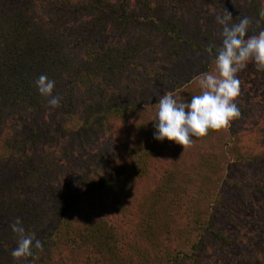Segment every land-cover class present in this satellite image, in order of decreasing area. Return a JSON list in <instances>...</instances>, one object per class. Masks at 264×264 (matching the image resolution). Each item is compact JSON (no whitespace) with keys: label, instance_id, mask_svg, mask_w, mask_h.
I'll use <instances>...</instances> for the list:
<instances>
[{"label":"trees","instance_id":"16d2710c","mask_svg":"<svg viewBox=\"0 0 264 264\" xmlns=\"http://www.w3.org/2000/svg\"><path fill=\"white\" fill-rule=\"evenodd\" d=\"M197 1L0 0V250L7 242L9 248L10 242L16 246L17 238L9 225L17 217L26 233L42 245L20 264H173L195 261L198 245L206 237L220 244L227 242L218 218L220 213L238 214L236 205L227 199L237 184L225 179L214 199H208L211 193L209 183H205L225 158L228 142L217 147L210 144L205 149L208 153L199 152L192 174L187 148L192 152L201 137L193 138L184 150L166 139L156 141L154 114L148 123L140 125L135 136L125 139L123 151L117 147L115 151L88 150L94 140L110 138L114 123L143 116L145 107H139L131 94L125 98L114 94L125 79L139 81L145 76L150 84L161 72L153 86L138 93L144 103L157 104L160 95L154 87H188L187 77L193 76V69H179V60L172 69L165 68L184 50L194 54L211 50L214 54L219 46L196 42L197 28L189 36H181V21L176 17L179 11L172 8L191 11L198 8ZM247 1L263 21L262 3ZM165 6L174 13L167 22L161 19ZM139 14L147 18L140 21ZM117 29L120 34L115 35ZM73 30L78 35L74 44L64 43ZM112 32L113 37H107ZM154 32L163 42L153 37ZM154 49L157 51L151 62H156V67L146 62ZM161 63H165L162 70ZM41 75L55 81L53 95L61 98L58 107H49L48 98L37 93L34 81ZM171 94L183 100L191 95L188 90L182 98L177 91ZM63 131L76 134L82 158L67 176L55 175L54 163L61 158L52 152L59 146ZM214 132L210 130L203 139ZM169 149L171 157L158 169L155 186L136 201L140 216L136 232L149 245L135 250L136 241L126 239L131 235L108 219L107 213L122 219L130 215L136 187ZM235 157L243 158L241 154ZM197 179L202 185L195 187L193 181ZM191 186L194 189L188 192ZM175 215L188 220L183 230L176 229V235L196 231L194 240L185 251L182 245L172 249L164 244L165 248L159 249L155 222ZM170 234L167 231L165 236Z\"/></svg>","mask_w":264,"mask_h":264},{"label":"rangeland","instance_id":"374dc122","mask_svg":"<svg viewBox=\"0 0 264 264\" xmlns=\"http://www.w3.org/2000/svg\"><path fill=\"white\" fill-rule=\"evenodd\" d=\"M105 1L115 2L116 0ZM259 1V3H262L261 9L264 10V0ZM197 2L199 5L198 8L192 7L191 11L185 8L181 9L180 6L178 8H172L174 12L179 11L176 12V17L181 21V36L187 37L190 35L193 28H197L199 32L197 36H194V39L198 43H216L217 46H220V27L217 25L215 18L218 14H223L225 11L232 14L233 23H238L239 19L245 16L250 18L251 23L249 25L248 35L257 34L261 29H264V20L262 21L259 18V12L256 14L254 13L256 10L247 0H198ZM165 8V15L161 19L164 18L163 21L167 22L169 18L174 16V13H170L171 7L165 6ZM171 14L173 15L172 17H170ZM139 15L140 21L147 18L143 14ZM153 19L155 18L153 17ZM156 20L158 19L156 18ZM149 25L150 24H148V26ZM149 27L151 28V26ZM144 32L147 34L149 30L145 28ZM118 34H120V31L117 29L115 35ZM113 35L112 32L109 33L107 37L110 36V38H112ZM99 37L103 38L104 36L100 35ZM153 37H160L161 42H163V38L155 32ZM76 38H78V35H76L73 30L72 33L67 34L63 42L72 44L75 42L74 40ZM158 44L160 47L162 46V43ZM156 51L157 50L154 49L150 52L146 59V62L153 67L157 66L156 62H154V64L151 62V58L155 57ZM212 54L213 53L210 52L206 54L197 52L194 54L193 50H184L176 58L177 60L173 62V65H167L168 67H165V63H161V66L159 65L160 69L163 66L172 69L171 67L179 60L181 61L179 69L183 68L188 71L193 69L195 72H193V76L188 75L187 77L189 80L188 87L183 85L172 88V86L168 85L167 87H154V91L160 96L165 93L171 94L177 91L180 94L179 96H181L179 98H182L188 90L191 93L188 98L190 100L192 95L198 94L199 92L197 84L199 76L204 72H212L214 70L215 65ZM160 75H162L161 72H158V74L151 79V85L146 80L145 76H142L139 81H132L131 78L125 79L122 85L116 88L114 94H116L117 98H125L128 94H131L134 97L133 99L136 100V104L139 107L144 106L146 110L143 112L144 114L142 117L131 116L127 119L128 122L114 123L111 129L112 131L110 132V138L94 140L93 145L88 148L91 153L100 148H103L105 151L107 149L115 151L114 147H117L119 149L118 151H123V145L126 143L125 139L128 140L135 136V132L140 130V125L148 123L153 118L157 104L148 105L144 103L138 93L141 89L145 90L147 87L153 86L154 80H158ZM237 76L240 81V94L236 99L240 109L239 118L233 120L227 128L212 133L208 138L203 139V137H201L200 141H198L199 143L195 144L194 150L190 152V148H187V152L190 153L189 159L191 168H189V170L194 174L196 170L194 163L199 152L203 151V153H208L205 149L210 146V144L214 145L215 143L214 147H217L221 143L228 142L224 147V151L227 153L225 158H223L221 163L210 173L209 180L205 184L207 185L209 183L211 196L208 199H214L216 192L219 190L220 186L223 185L225 179H232L233 182H236V189L231 195L227 196V199H230L236 205L235 208L239 210L238 214L236 216H229L227 213L226 215L230 217L227 218L224 213H220L218 223L222 230H224V235L227 240L225 244H220L218 241H214L213 238L206 237L204 242L198 245L196 253L197 258H195V261L182 260L173 264H264V72H257L252 64L249 63L244 70L237 74ZM234 133L235 136H233ZM62 135V138L59 140V146L55 147L56 149H53L52 152L59 153L58 157L61 158V161L54 163L55 175L66 173L67 176L72 169H76L79 160L82 158L79 150H77L78 143L76 134L63 131ZM109 142L113 143V145H108ZM102 144L104 145L102 146ZM215 149L216 148H214V150ZM69 150L72 154L69 153L66 155L65 153H68ZM99 152H101V150ZM169 152L170 149L165 152L166 154H164L160 160L156 161L155 165L153 163L154 170L150 172L148 178L143 179L141 184L136 187V196L130 201L131 213L128 217H123V219L121 217L114 218L107 213L106 217L108 219L112 220L117 226L119 224L120 227L126 231L125 233H127V235L132 236L126 239H134V241H136L137 246L135 250L141 245H149L147 242L139 239V233L136 232L138 231L137 225L140 220V216L137 214L138 203L136 201L141 193H150L151 189L155 186L158 169L162 165L168 163L171 157V155H168ZM177 154H180L178 150ZM237 154H241L243 158L237 160L235 157ZM253 154L257 155L255 157L256 159ZM63 155L64 158L62 157ZM249 156H251V158H247ZM76 159L78 162L75 164L74 161H76ZM198 169H200V167H198ZM197 180L196 182L193 181L195 187L196 184L202 185V182L199 179ZM182 187H184V185ZM193 189V186H191L187 191L190 192L193 191ZM203 205H206L205 200H203ZM185 208L186 206H183V209ZM188 208H190L189 204ZM202 217L205 219L204 214ZM183 218H178V215H175L174 218L165 217V219H158L155 222V233H158L159 236V249L165 248L164 244H167L166 247L172 249H177L180 245H182V250L184 251L189 249L192 240H194V235H196V231H193L192 234L187 232L188 234L182 233V235L177 236L176 229L183 230L188 222V220ZM154 228L152 227L151 231H153ZM167 231H171L172 234L166 237ZM135 232L138 234L133 235ZM204 233L208 234L207 231H204ZM173 234L174 236H172ZM185 236L187 237L186 239ZM7 243H4L2 246L4 247L3 250H0V264H20L22 260L14 261L11 257L14 244L10 242L9 244L11 246L9 248ZM126 248L131 250V247L126 246ZM152 251L153 249L150 252ZM150 258L152 260L153 255ZM152 264L156 263L152 262Z\"/></svg>","mask_w":264,"mask_h":264},{"label":"clouds","instance_id":"9594fccd","mask_svg":"<svg viewBox=\"0 0 264 264\" xmlns=\"http://www.w3.org/2000/svg\"><path fill=\"white\" fill-rule=\"evenodd\" d=\"M215 20L220 27L221 43L212 54L214 70L199 76V92L190 100L178 99L170 93L159 97L153 121L156 141L166 139L184 150L193 143V138L204 137L210 130L227 128L240 116L236 102L240 94L237 74L249 63L257 72H264V29L248 35L250 18L245 16L233 23V16L228 11L218 14ZM34 84L37 93L48 98L49 107L59 106L61 98L53 95L54 80L41 75ZM9 227L17 238L11 251L14 261L27 259L32 256L34 248L42 247L40 240L26 233L20 218L17 217Z\"/></svg>","mask_w":264,"mask_h":264}]
</instances>
